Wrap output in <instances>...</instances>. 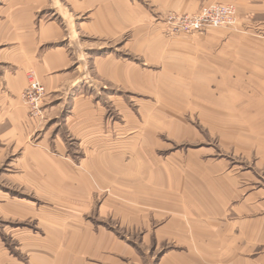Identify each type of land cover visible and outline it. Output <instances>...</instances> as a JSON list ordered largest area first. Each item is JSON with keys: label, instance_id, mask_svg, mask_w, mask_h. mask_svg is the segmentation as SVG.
Wrapping results in <instances>:
<instances>
[{"label": "crops", "instance_id": "obj_1", "mask_svg": "<svg viewBox=\"0 0 264 264\" xmlns=\"http://www.w3.org/2000/svg\"><path fill=\"white\" fill-rule=\"evenodd\" d=\"M215 3L233 5L238 24L229 30H207L196 44L182 36L170 40L164 23L155 28L149 24L170 12L194 14ZM128 31L133 35L128 47L137 55L169 59L166 73L175 68L176 74L198 76L192 79V89L207 97L209 121L239 124V129L231 126L227 132L230 139L236 131L237 152L253 154L256 148L257 155H264V144L258 142H264V0H0V162L9 151L17 153L10 164L17 170L10 182L41 192L51 188L55 194L48 193L56 200L45 212L29 200L2 196V218L40 222L44 216L45 238L19 234L23 245L17 251L27 260L11 257L0 246V264H88V259L102 257L100 264L140 260L132 243L81 220L89 210L93 180L104 186L109 179L105 147H86L90 157L76 169L72 162L28 145L33 124L22 100L27 76L34 73L52 101L59 97L55 105L65 104L61 93L72 95L70 119L78 116L79 121L80 110L87 117L97 113L99 105L80 100L79 94L86 83L99 82L89 68L116 85V75L121 77L116 58L96 52L100 44L115 42ZM184 54L192 61L189 71L183 67ZM102 138L98 132L83 137ZM139 152L152 154V147L144 142ZM146 163L126 164L118 158L112 162L116 189L122 191L116 194V213L122 215L121 227L132 235L143 234V245H152V235L157 246L175 243L176 249L163 255L160 264H264V187L258 180L228 164H197L192 178L177 179L169 177L173 175L168 169Z\"/></svg>", "mask_w": 264, "mask_h": 264}, {"label": "rangeland", "instance_id": "obj_2", "mask_svg": "<svg viewBox=\"0 0 264 264\" xmlns=\"http://www.w3.org/2000/svg\"><path fill=\"white\" fill-rule=\"evenodd\" d=\"M172 15L193 14L170 12L163 17L162 21L152 20L149 24L155 28L164 23L170 40L182 36L192 44H196L199 39L204 37L207 30H229L234 29L238 24L237 22L232 28H211L198 33H175L166 22ZM132 40V32L128 31L116 37L115 42H105L102 46L100 44L102 49L96 53L104 57L114 56L116 72L118 71L121 77L118 78L116 75V85H113L109 81H103L100 76L93 73V68H89L90 76L99 82H95L96 85L86 83L79 96L80 100H91L95 105H99L98 112L93 113L92 116L87 117L86 114H82L83 110H80V107L77 108V111L80 110L77 114H80V118L84 120L76 121L78 116H75L76 119H70L73 114L74 98L72 99V95L68 92L60 94L63 97L66 95L64 97L66 102L60 107L55 105L59 97L55 98L54 102L46 91L43 113L39 118L32 119L24 104L28 119L33 124L32 133L29 135L27 143L34 147H41L58 159L72 162V166L76 169H81L90 157L86 154V147H105V153H108L105 154V157L111 159L105 163L106 169H108L105 172L106 178L109 176V179H106L104 186L93 180L89 210L82 213V223L90 225L94 229H106L114 232L122 239L132 243L134 245L132 247L137 248L140 260L121 264H160L163 255L176 249L175 243L171 241L157 246L155 235H152V245L146 246L142 243L143 234L141 232L132 235L129 230L121 227L122 215L116 213V194L121 195L122 191L116 189L113 178V176L116 177V167L112 165V162H116L117 158L118 162L126 164L132 161L151 162L153 169L164 167L168 169L169 173H172L173 176H169L170 178L177 179L192 178L194 176L192 169H195L197 164L201 166L228 164L239 171L248 172L251 178L258 180L260 186L264 187V165L260 164L263 162L261 160L264 155H257L256 148L252 150L253 154L236 151L239 146L236 145L238 142L233 138L238 135L236 136V131H233V138L227 139V132H230L231 126L232 128L234 126V129H239V124H215L209 121L208 109L210 106L207 97L195 94L192 89V79L198 76L176 74L175 68L171 69V73H166L169 59L157 58L155 60L149 56L137 55L133 48L128 47ZM89 53L93 52L89 51ZM184 56L183 67L189 71L188 68L192 61L189 55L184 54ZM88 59L92 62L91 56ZM128 67L131 68L130 71ZM126 70L130 72L128 80L134 81L133 85L127 82L128 80L124 82ZM137 82L139 83L137 84ZM75 93V91L72 92L74 95ZM53 105L56 108H53ZM97 118L100 119L99 122L95 121ZM70 120H72L71 123H69ZM235 126L238 127L235 128ZM226 129L228 130L226 131ZM87 132L103 133L104 138L87 141L83 139ZM144 142H146V146L152 147V154H140L139 149L144 145ZM258 142L264 144L260 140ZM134 147L137 148V151H133ZM131 149L133 152H128ZM13 153L9 151L5 155V159L0 162V207L4 203L1 199L4 196L10 200L13 198L29 200L35 206H40L41 210L45 212L51 210L56 201L49 194L54 193L50 191L51 188L43 187L41 192L36 187H22L10 182L9 179L17 171L10 167V164L18 156L17 153ZM119 157L123 160L120 161ZM42 218L45 217L42 216L39 222L33 219L12 220L0 216V246H5L11 257H19L26 261L27 256L17 251L18 246L23 245V241L18 236L21 233H30L31 235L36 234L43 240L45 230ZM24 244L27 246L28 243ZM103 254L109 255L107 252H103ZM102 258H90L87 262L88 264H100L103 263Z\"/></svg>", "mask_w": 264, "mask_h": 264}, {"label": "built area", "instance_id": "obj_3", "mask_svg": "<svg viewBox=\"0 0 264 264\" xmlns=\"http://www.w3.org/2000/svg\"><path fill=\"white\" fill-rule=\"evenodd\" d=\"M173 32L188 34L204 32L211 28H232L238 22L237 11L233 5L211 4L201 8L193 15H172L166 21ZM28 86L22 97L32 119L43 113L46 89L34 73L27 76Z\"/></svg>", "mask_w": 264, "mask_h": 264}]
</instances>
